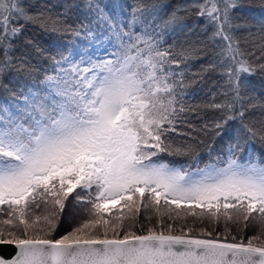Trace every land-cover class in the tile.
<instances>
[{"label": "snow or ice", "instance_id": "snow-or-ice-1", "mask_svg": "<svg viewBox=\"0 0 264 264\" xmlns=\"http://www.w3.org/2000/svg\"><path fill=\"white\" fill-rule=\"evenodd\" d=\"M165 7L73 0L33 12L28 0H0V81L40 72L29 56L51 65L18 97L11 91L22 107L0 105V246L16 250L0 264H264V161L236 154L250 142L264 146V80L257 95L249 79L264 76V17L238 23L242 0L178 5L167 19ZM193 7L211 32L165 47L170 32L183 30L178 13ZM29 25L58 38L51 51L26 39L32 52L16 55ZM206 57L193 76L226 79L211 102L194 105L186 99L194 82H185L188 62ZM226 133L227 158L201 167L196 146ZM70 196L87 218L51 238ZM142 211L155 214L159 231L125 227ZM187 216L223 224L231 240L191 228L174 234L172 224L165 230L164 217ZM250 229L247 242L237 240Z\"/></svg>", "mask_w": 264, "mask_h": 264}, {"label": "trees", "instance_id": "trees-1", "mask_svg": "<svg viewBox=\"0 0 264 264\" xmlns=\"http://www.w3.org/2000/svg\"><path fill=\"white\" fill-rule=\"evenodd\" d=\"M71 2H73V0H28V3L32 5L31 11L33 12L40 10L43 5L55 6L54 10L60 11L63 4ZM123 2L131 5L134 3V0H123ZM163 2L166 7L161 15L164 19H167L168 15H170L178 5H192L194 2H203V0H163ZM242 3L243 7L235 10V16L238 23L244 24L245 22H247L249 24H254L256 21L264 17V0H242ZM197 11L198 10L193 7L190 8L187 12L181 11L180 13H178V15L182 17L180 24L183 30L181 31L178 29L175 34L170 32L166 37V43L164 45L165 47L173 43L174 37L177 46H179L184 41H198L206 39L207 35L211 32V27L209 26L207 32L204 31L206 19L197 15ZM251 31L255 32L256 28L253 27ZM247 33V29H241L237 32V35L243 37L247 36ZM26 39H31L40 44L42 47L51 51L54 42L57 41L58 38L53 34L44 32L39 27L29 25L25 29L24 35L23 37H21V40L17 42L18 51L16 55H20L21 53L25 52H32L31 46H28L27 48L25 47L24 41ZM66 39H71V37L69 36ZM208 58L210 57L190 60L188 62L189 71L186 73L185 82L190 83L193 80L194 82H192L191 86L187 89L188 95L186 99L194 105L206 104L211 102L213 99V93H217L221 90V86L224 84V81L226 79V77L221 76L219 72L205 74L203 78L199 76H193V74L199 72L201 64L207 63ZM29 59H32V62L36 64L40 69V72L36 73L33 78H29L23 73L16 72H11L5 75L2 81H0V105H8L11 110L20 107L22 101L12 97L11 91H15L18 97L20 95L21 87H24L26 91L27 87L36 84L39 79L43 78L45 69L51 72V65L49 61L39 58H33V56H29ZM249 79L251 80L252 84L256 86V94L260 95L262 92L261 81L264 80V76H261L258 73L255 76L249 77ZM5 85L8 86V89H10V91L5 90ZM222 99L223 97L219 95H217L215 98L217 103H219ZM211 115L212 111L208 110L205 118H208ZM192 120L196 124L203 123V120H198L195 116L192 117ZM230 135L231 133H226L222 137H217L215 141H212L210 138H208L205 139L204 144L197 145L196 152L198 153L197 158L199 164L209 163L210 161L214 162L217 156L221 157L222 159H226L228 155L227 149ZM209 153H211V155ZM236 154L242 161L249 158L264 161V146H262L259 141L250 142L246 145H243L242 150L237 152ZM160 155L163 160L175 163L176 165L187 164L189 162L188 156H170L164 153ZM173 223H171L173 225V233L180 234L179 230L181 228H184V230L187 231L185 229L186 227H179L178 223ZM190 227L193 230L191 234L199 235L201 233L198 230H195L196 228H194L193 226ZM145 228L146 227H139L137 229L135 228L136 233H146L147 229ZM212 232L213 237H216L218 232ZM224 236L225 235H221L220 237L223 238ZM53 237L55 239H58V237L56 236H52L51 238ZM248 237H250V235L241 236L237 234L238 241L243 238L244 241L247 242ZM228 238L229 240H231V235H228Z\"/></svg>", "mask_w": 264, "mask_h": 264}, {"label": "rangeland", "instance_id": "rangeland-1", "mask_svg": "<svg viewBox=\"0 0 264 264\" xmlns=\"http://www.w3.org/2000/svg\"><path fill=\"white\" fill-rule=\"evenodd\" d=\"M20 105H21L20 107H22V102ZM15 110L16 109H13V111H15ZM203 165L204 164H200L201 167H203ZM77 191H80V190L77 189ZM74 195H75V193H73V196ZM84 208H85V205L77 204L76 201L70 196L69 200L66 202L65 210L61 215L60 223L57 226V229L53 232L52 236H56V237L60 238L61 236L65 235L69 231H71L72 228L76 227L84 219H86L87 216H86V213L84 211ZM36 211L39 213L41 210L36 209ZM146 215L151 216V219L150 220L145 219ZM157 220H158V218L155 216V214L144 213L142 211L139 218L136 219L135 221L126 220L125 221V227L127 228L129 225H134L131 228V230H133L135 232H136V229L139 227H146L145 229H148L149 227H153L156 230H160V225L157 223ZM163 220H164V227L165 228H167L166 225L174 222V223H178L179 227H186L185 228L186 230H188L190 226H193L194 228H196L195 230H198L199 232H201V230H207V231L218 232L220 234V236L221 235H228V233H226V231H225L223 224H221L217 227L215 224H208L207 222L202 223L199 219H197L195 217H191V216H187V217H184L182 219H175L174 218L173 220H168L167 217H164ZM238 234L241 236H246V235L252 236L254 234V230L250 229L247 231L239 232Z\"/></svg>", "mask_w": 264, "mask_h": 264}, {"label": "water", "instance_id": "water-1", "mask_svg": "<svg viewBox=\"0 0 264 264\" xmlns=\"http://www.w3.org/2000/svg\"><path fill=\"white\" fill-rule=\"evenodd\" d=\"M140 234H145V233H140ZM174 234H178V233H174ZM15 248L13 246H0V255H3L6 258H10L14 252H15Z\"/></svg>", "mask_w": 264, "mask_h": 264}]
</instances>
